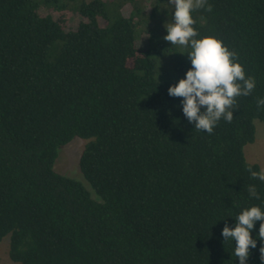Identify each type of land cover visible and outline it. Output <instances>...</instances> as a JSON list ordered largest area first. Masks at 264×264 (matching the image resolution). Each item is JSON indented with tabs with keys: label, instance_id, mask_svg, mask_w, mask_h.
Masks as SVG:
<instances>
[{
	"label": "trees",
	"instance_id": "obj_1",
	"mask_svg": "<svg viewBox=\"0 0 264 264\" xmlns=\"http://www.w3.org/2000/svg\"><path fill=\"white\" fill-rule=\"evenodd\" d=\"M166 3L0 0V241L9 236L12 262L239 264L221 229L264 207V183L248 170L261 168L244 156L264 124V0H206L192 12L196 38L221 40L256 80L211 134L168 95L191 65L190 49L163 39ZM74 139L87 141L79 170L99 200L54 170ZM259 224L247 264H264Z\"/></svg>",
	"mask_w": 264,
	"mask_h": 264
},
{
	"label": "clouds",
	"instance_id": "obj_2",
	"mask_svg": "<svg viewBox=\"0 0 264 264\" xmlns=\"http://www.w3.org/2000/svg\"><path fill=\"white\" fill-rule=\"evenodd\" d=\"M205 4L206 0H167L171 21L164 24L163 39L171 45L190 49L187 57L191 67L183 78L168 87V95L182 98L179 106L183 116L194 124L195 130L211 134L221 119L229 123L233 120L236 98L249 96L256 87V80L246 76L236 53L221 40L214 36L196 38L199 33L193 27L192 12ZM163 8L168 10V7ZM257 108L264 110V98L257 100ZM248 170L252 177L264 183V170L254 171L251 167ZM247 191L251 198L260 199L255 185H249ZM257 221L260 222L257 235L264 244V207L261 205L242 209L231 226L225 224L221 229L223 241L232 245L235 241L234 255L239 264H247L250 248L257 247V239L252 236ZM260 252L264 262V247Z\"/></svg>",
	"mask_w": 264,
	"mask_h": 264
},
{
	"label": "rangeland",
	"instance_id": "obj_3",
	"mask_svg": "<svg viewBox=\"0 0 264 264\" xmlns=\"http://www.w3.org/2000/svg\"><path fill=\"white\" fill-rule=\"evenodd\" d=\"M164 10H162L160 14H157L156 16L159 23H161L162 19L166 18L167 15L171 16L170 14L171 7L168 8V10L164 8ZM122 12L124 15H127L129 13V6L123 7ZM166 12H168V14H166ZM77 20H78L77 16L70 17L69 19L70 25L75 27L78 23ZM138 32H140V29L138 30ZM146 45H147L146 39L143 36L139 40L138 46L140 49H144ZM158 77L163 78V80L166 81H173L177 79V76H173V75L166 76V73H164L163 76H158ZM255 129H256L255 140L252 144H248L244 147V156L248 163L257 164L261 168V170H264V124L259 121H255ZM86 144H87L86 140L74 139L69 144L60 148V150L58 151V157L54 164V170L63 176L78 181L79 183L82 184V186L86 190L89 191L93 199L99 200L96 194L89 186V184L85 181L79 170V158ZM8 252H9V236H6L2 241H0V264H18L10 260Z\"/></svg>",
	"mask_w": 264,
	"mask_h": 264
}]
</instances>
